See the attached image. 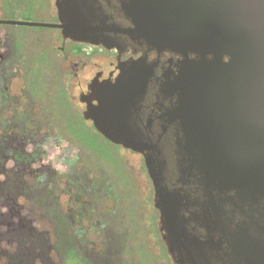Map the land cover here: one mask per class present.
Returning a JSON list of instances; mask_svg holds the SVG:
<instances>
[{"label": "water", "instance_id": "1", "mask_svg": "<svg viewBox=\"0 0 264 264\" xmlns=\"http://www.w3.org/2000/svg\"><path fill=\"white\" fill-rule=\"evenodd\" d=\"M117 1L132 27L110 23L97 0H56L58 23L0 25L57 29L65 38L106 50L115 48L110 34H122L184 57L181 72L162 87L178 96L179 112L204 105V141L187 140L179 153L197 171L207 196L197 216L218 238L215 248L224 264H264V0ZM118 69L114 82L98 84V105L87 114L106 139L124 147L129 140L142 152L129 121L154 67L138 58ZM163 207L167 224L174 225L175 201ZM168 232L181 241L180 231Z\"/></svg>", "mask_w": 264, "mask_h": 264}, {"label": "trees", "instance_id": "2", "mask_svg": "<svg viewBox=\"0 0 264 264\" xmlns=\"http://www.w3.org/2000/svg\"><path fill=\"white\" fill-rule=\"evenodd\" d=\"M52 7L53 0H0L2 13H48ZM49 17L58 21L55 14ZM30 45L0 44V194L15 203L23 199L19 207L36 228L15 246L0 245V264L167 263L151 196L137 197L123 148L70 102L61 61L67 53L82 55L60 45L50 56L48 49ZM17 78L25 88L14 97L10 85ZM64 131L75 150L57 168L48 147L62 148ZM153 243L160 248L157 255Z\"/></svg>", "mask_w": 264, "mask_h": 264}, {"label": "flooded vegetation", "instance_id": "3", "mask_svg": "<svg viewBox=\"0 0 264 264\" xmlns=\"http://www.w3.org/2000/svg\"><path fill=\"white\" fill-rule=\"evenodd\" d=\"M97 2L104 14L109 17L110 23L123 28L132 27L117 0H97ZM50 9L52 14L58 17L56 0H53V7ZM110 37L115 48L105 51L112 52L115 61L106 77L102 78L101 73H98L91 80L87 92L80 95L85 105L83 112L87 113L88 108L98 105L94 97L96 87L103 82H114L119 74L120 63L145 58L147 65L154 67L146 93L133 109L129 121L136 133L132 137L134 143L143 146L144 150L134 151L129 140L125 142L127 147L120 146L124 151L138 153L141 157L144 174L150 185L149 194L156 212L157 231L168 257L165 264H224L215 248L219 245L218 238L214 239L215 233L209 232L204 223V216H197L199 213H204V201L207 200L204 186L199 180L197 171L190 170L189 163H183L179 155L180 145L187 140L204 141V105L191 104L187 111L179 112L178 96L165 92L162 87L167 79L173 81L181 72L184 57L169 51L158 52L143 42H134L122 34H110ZM63 38L59 39L60 45L63 46L70 43L85 44L75 42L69 37L63 36ZM60 45L58 48L62 49ZM73 56L79 57L77 54ZM188 58L191 60L195 56L190 55ZM87 123L94 125L90 118ZM170 199L175 201L177 217L174 225L169 226L163 202ZM237 218L241 217L237 216ZM168 230L180 231L181 241H175ZM182 244H185V247ZM158 250L160 252L159 247ZM206 251H210V257L204 260Z\"/></svg>", "mask_w": 264, "mask_h": 264}, {"label": "rangeland", "instance_id": "4", "mask_svg": "<svg viewBox=\"0 0 264 264\" xmlns=\"http://www.w3.org/2000/svg\"><path fill=\"white\" fill-rule=\"evenodd\" d=\"M40 11L38 14H29L27 12H10L2 13L0 9V20L22 21V22H40V23H58L56 18L49 17L52 15V10ZM61 32L57 29L48 28H30L25 26L0 25V44H4L13 48L21 44H31L32 50L38 47L48 49L47 54L52 56L56 53V48L60 45L58 37L63 38ZM67 49L71 52L78 53L79 57L67 53L66 59L61 61V68L65 75L63 83L67 88L70 97V102L79 111L85 109L84 102L81 101L80 95L86 93L91 80L101 73V77L107 76L114 63L112 52L105 51L102 46L94 47L89 44L75 45L67 44ZM67 50V51H68ZM109 51V50H108ZM33 51H31L32 53ZM55 82L52 80L54 89L49 92L51 105H54V90ZM25 88V82L21 78L13 80L10 85V92L14 97H19ZM64 141L62 148L56 145L48 147L51 161L54 166L62 167L60 161L68 154L69 149L75 147L73 140L68 136L66 131L63 133ZM57 155L55 161L54 155ZM126 169L131 176L132 184L135 187V193L139 199H145L149 195L150 185L142 169V160L138 153H132L122 150L120 152ZM86 158V157H85ZM91 161V159H89ZM47 163V160H43ZM66 196L60 198L62 204H65ZM23 199H19L17 203L7 199L3 194H0V245L4 248L17 245L28 234L29 228H36L34 224L28 222L25 212L20 209L23 205ZM146 220H144L145 223ZM154 254L157 255L159 250L157 244H152ZM164 264V263H161Z\"/></svg>", "mask_w": 264, "mask_h": 264}]
</instances>
